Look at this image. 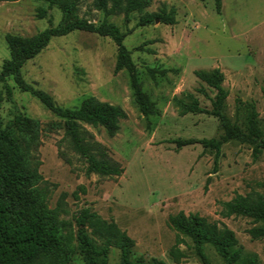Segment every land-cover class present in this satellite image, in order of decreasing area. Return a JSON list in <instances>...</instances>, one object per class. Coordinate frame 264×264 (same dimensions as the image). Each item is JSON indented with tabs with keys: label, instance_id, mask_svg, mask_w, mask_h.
Here are the masks:
<instances>
[{
	"label": "rangeland",
	"instance_id": "obj_1",
	"mask_svg": "<svg viewBox=\"0 0 264 264\" xmlns=\"http://www.w3.org/2000/svg\"><path fill=\"white\" fill-rule=\"evenodd\" d=\"M94 0H80L77 17L99 25H113L124 36L132 68L115 73L117 47L109 38L75 31L52 38L49 45L23 66L24 81L52 97L63 109L79 108L93 97L119 106L127 119L119 123L114 137L103 128L83 125L108 157L124 172L119 177L87 174V165L66 144L63 132L42 133L36 156L39 173L50 189L49 205L64 198L65 220L72 221L83 209L113 222L133 242L132 257L150 264L152 259L174 264L168 252L177 233L169 217L183 212L197 214L224 225L237 239L242 256H255L264 264V239L251 240V219L222 217V204L237 195L264 194V152L253 158L251 147L230 141L221 148L218 170L213 172L214 153L196 144L176 150L177 140L217 139L223 135L219 119L206 113L182 114L177 100L192 99L211 110L215 92L199 82L194 71L219 69L228 93L223 113L227 125L247 133L246 119L254 107L257 125L264 133V0H222L221 13L213 0H153L142 13L104 19ZM175 8V24L138 26L140 17L157 14L163 7ZM45 16L39 19V10ZM62 11L43 0L0 2V71L10 52L6 35L31 37L63 21ZM151 109L145 115L138 95ZM20 115L42 125L56 121L29 94L21 93L9 79L0 84V119L5 124ZM179 246L186 258L181 264H201L185 238ZM211 264H224L211 246H206ZM112 248L107 264H119ZM72 264H84L79 255Z\"/></svg>",
	"mask_w": 264,
	"mask_h": 264
},
{
	"label": "trees",
	"instance_id": "obj_2",
	"mask_svg": "<svg viewBox=\"0 0 264 264\" xmlns=\"http://www.w3.org/2000/svg\"><path fill=\"white\" fill-rule=\"evenodd\" d=\"M18 0H0L12 3ZM49 6L59 8L64 17L55 28L49 27L31 37L6 35L5 42L10 52L9 60L3 62L0 71V84L11 79L21 93L29 94L48 112L57 118L42 125L20 115L14 122L3 123L0 119V264H72L79 255L84 264H107L112 248L120 254L119 264H143L141 257L133 258L134 242L113 223L103 220L90 209H83L72 221L65 220L62 195L55 208H50V189L39 173L40 161L36 153L41 146L42 133L63 132L59 144H66L87 165V174L101 177H119L124 169L112 161L106 149L97 143L83 125L94 129L103 128L108 137H114L119 123L127 119L119 107L99 102L90 97L79 108L58 107L51 96L27 84L21 70L26 62L34 59L50 43L52 38L67 36L79 31L101 38H109L117 47L115 73L132 68L130 53L122 44L124 36L106 21L94 25L77 17L80 0H43ZM153 0H94V8L103 14L104 19L123 16L126 20L135 13H142ZM216 13L222 9V0H213ZM45 10H39V19L44 18ZM175 8L163 7L157 14L140 17L139 27L152 25L159 20L161 24H175ZM196 79L211 88L215 97L211 110L206 111L198 101L184 104L175 99L182 114L206 113L223 125V135L217 139L177 140L176 150L200 145L204 151L214 153L213 172L218 170L221 148L230 141H237L251 147L254 159L264 152V133L257 125V113L253 106L246 119L247 133L236 127L230 128L223 109L228 93L223 89L224 76L219 69L210 72L194 71ZM141 111L147 115L151 106L138 95ZM222 217H242L251 219L254 225L247 231L251 240L264 239V194L249 193L237 195L222 204ZM168 224L177 233L175 244L168 252L174 264H181L186 258L179 246L189 247V239L194 255L201 264H211L206 254V246H211L224 264H256L255 256L244 258L235 234L224 225L209 221L197 214L185 215L183 212L169 217ZM150 264H166L152 259Z\"/></svg>",
	"mask_w": 264,
	"mask_h": 264
},
{
	"label": "water",
	"instance_id": "obj_3",
	"mask_svg": "<svg viewBox=\"0 0 264 264\" xmlns=\"http://www.w3.org/2000/svg\"><path fill=\"white\" fill-rule=\"evenodd\" d=\"M155 23H159V20H156V22Z\"/></svg>",
	"mask_w": 264,
	"mask_h": 264
}]
</instances>
